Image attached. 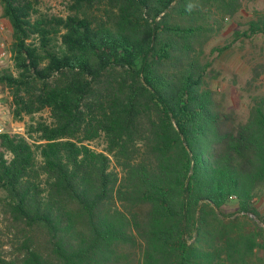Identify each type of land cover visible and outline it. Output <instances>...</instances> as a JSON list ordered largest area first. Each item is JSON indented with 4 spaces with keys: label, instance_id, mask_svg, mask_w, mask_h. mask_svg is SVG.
Wrapping results in <instances>:
<instances>
[{
    "label": "trees",
    "instance_id": "16d2710c",
    "mask_svg": "<svg viewBox=\"0 0 264 264\" xmlns=\"http://www.w3.org/2000/svg\"><path fill=\"white\" fill-rule=\"evenodd\" d=\"M39 3L0 0V86L31 120L0 134V264H264V95L226 111L203 58L242 0H69L66 17ZM260 34L264 13L213 52Z\"/></svg>",
    "mask_w": 264,
    "mask_h": 264
},
{
    "label": "rangeland",
    "instance_id": "374dc122",
    "mask_svg": "<svg viewBox=\"0 0 264 264\" xmlns=\"http://www.w3.org/2000/svg\"><path fill=\"white\" fill-rule=\"evenodd\" d=\"M68 2L69 0H40L38 9L48 16L66 17L69 14ZM256 13H264V0H242L241 10L234 16L220 20L221 29L204 47V60H214L207 81L215 91L217 102L226 111L241 115H246L252 96L264 95V73L259 76L254 73V71L260 73L261 66H264V35L260 34L242 43L238 42L221 55L213 52V48L225 46L233 32L244 29L246 24L255 18ZM220 15L219 13V18ZM11 43V28L1 16L0 9V70H14ZM12 112L11 93L7 88L0 86V134H24L30 118L24 116L22 120H16ZM40 116L50 122L48 111L36 115V118ZM93 145L98 150L105 146L102 139L95 141ZM3 197L4 193L0 192V200ZM255 205L264 215V200L258 198ZM243 221H247L253 227H256L254 223H259L254 216H248ZM12 236L13 230L9 228L8 221L2 215L0 204V254L5 258H10L13 253Z\"/></svg>",
    "mask_w": 264,
    "mask_h": 264
}]
</instances>
